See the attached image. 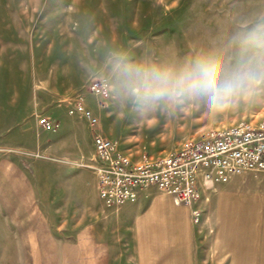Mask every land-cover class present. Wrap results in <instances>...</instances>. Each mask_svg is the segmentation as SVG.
Listing matches in <instances>:
<instances>
[{"label":"rangeland","instance_id":"374dc122","mask_svg":"<svg viewBox=\"0 0 264 264\" xmlns=\"http://www.w3.org/2000/svg\"><path fill=\"white\" fill-rule=\"evenodd\" d=\"M260 18L264 0H0V264H39L34 252L42 246L46 264H81L73 259L79 249L69 248L77 234L88 230L93 245L107 241L105 215L119 208L99 203L90 129L70 115L76 101L133 162L164 157L210 130L263 120L264 91L213 115L203 101H137L116 68L117 58L170 69L214 56L231 69L244 59L233 37ZM96 80L109 85L104 102L90 93ZM39 117L56 130L44 131ZM235 181L243 193L264 196V173ZM192 222L195 264H202L214 239ZM206 229L213 235L217 227Z\"/></svg>","mask_w":264,"mask_h":264},{"label":"crops","instance_id":"0c3cea01","mask_svg":"<svg viewBox=\"0 0 264 264\" xmlns=\"http://www.w3.org/2000/svg\"><path fill=\"white\" fill-rule=\"evenodd\" d=\"M235 182H207L202 198L191 206H178L171 196H154L160 191L148 190L137 201L105 215L110 219L104 246L89 244L88 230L77 234V245L69 247L79 249L73 259L81 264H195L192 211L196 209L202 236L214 239L212 258L202 257V264H264V218L259 219L264 217V196L243 193ZM99 203L104 206L100 199ZM212 223L217 227L213 235L206 229ZM34 253L39 264H46L43 246ZM61 255L65 259L64 249Z\"/></svg>","mask_w":264,"mask_h":264},{"label":"built area","instance_id":"2783aa9c","mask_svg":"<svg viewBox=\"0 0 264 264\" xmlns=\"http://www.w3.org/2000/svg\"><path fill=\"white\" fill-rule=\"evenodd\" d=\"M89 89L100 102L109 98L110 88L104 80L93 81ZM69 110L70 115L89 126L99 199L106 208L135 202L151 189L171 196L178 206H191L202 198L207 182L229 184L248 174L264 173V119L243 120L228 128L210 130L186 140L164 157H144L133 162L101 133L99 116L82 100ZM38 124L46 132L56 130L46 117H39ZM192 216L199 223L200 211L194 209Z\"/></svg>","mask_w":264,"mask_h":264},{"label":"clouds","instance_id":"9594fccd","mask_svg":"<svg viewBox=\"0 0 264 264\" xmlns=\"http://www.w3.org/2000/svg\"><path fill=\"white\" fill-rule=\"evenodd\" d=\"M244 57L226 69L214 56H198L177 68L129 66L117 58L127 94L142 102L203 101L213 115L250 103L264 91V18L233 37Z\"/></svg>","mask_w":264,"mask_h":264}]
</instances>
